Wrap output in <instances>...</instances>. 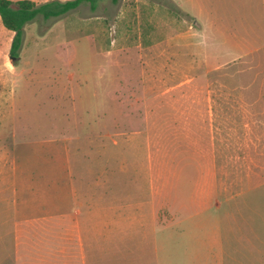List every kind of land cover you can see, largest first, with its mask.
<instances>
[{"label":"rangeland","instance_id":"obj_1","mask_svg":"<svg viewBox=\"0 0 264 264\" xmlns=\"http://www.w3.org/2000/svg\"><path fill=\"white\" fill-rule=\"evenodd\" d=\"M187 1L101 0L39 16L16 59L0 16V264H96L88 220L50 216L61 149L76 184L110 182L119 168L144 179L152 166L186 175L174 195L190 190L181 168L196 164L198 202L179 211L183 231L169 242L264 251V50L240 57L225 0Z\"/></svg>","mask_w":264,"mask_h":264},{"label":"crops","instance_id":"obj_2","mask_svg":"<svg viewBox=\"0 0 264 264\" xmlns=\"http://www.w3.org/2000/svg\"><path fill=\"white\" fill-rule=\"evenodd\" d=\"M174 1L179 5L187 4V0ZM189 2L193 9L195 3H205L204 0ZM225 2V26L239 42L240 57L264 50V0ZM60 152L64 159L60 162L55 159L57 170L48 181L50 216L73 217L80 213L79 217L88 220L86 230L92 239L85 240L84 247L87 257L95 259L96 264H104L107 255H111L112 264H217L218 259L220 264H264V251L259 248L249 254L245 246L239 250L229 242L219 244L222 247L218 249V244L210 239L195 244L169 242L170 232L183 231L173 222L179 218V211L196 207L198 202L196 164H185L181 168L193 173L189 179L190 190L181 184L183 191L174 195L175 184L186 175L169 180L163 171L156 174L157 169L152 166L151 175L144 179L131 177L129 169L126 170L128 177L121 179L122 170L119 168L118 177L110 182L99 178L93 183L80 181L76 184L72 177L73 159L71 162L67 150L61 149ZM210 191L205 188L201 193L207 203L214 193ZM198 233L201 234L202 230Z\"/></svg>","mask_w":264,"mask_h":264},{"label":"trees","instance_id":"obj_3","mask_svg":"<svg viewBox=\"0 0 264 264\" xmlns=\"http://www.w3.org/2000/svg\"><path fill=\"white\" fill-rule=\"evenodd\" d=\"M101 0H0V16L4 26L14 33L10 56L16 59L20 55L24 43L25 27L27 24L41 16L45 19L65 15L84 2L90 4L92 9L97 7ZM119 0H112L117 3Z\"/></svg>","mask_w":264,"mask_h":264}]
</instances>
